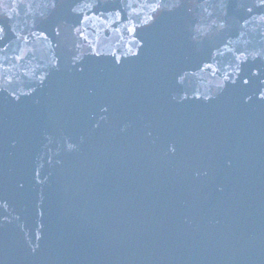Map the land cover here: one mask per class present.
Returning <instances> with one entry per match:
<instances>
[{
  "label": "water",
  "instance_id": "1",
  "mask_svg": "<svg viewBox=\"0 0 264 264\" xmlns=\"http://www.w3.org/2000/svg\"><path fill=\"white\" fill-rule=\"evenodd\" d=\"M78 2L57 0L50 16L37 23L36 34L25 28L20 40L8 20H0L6 30L0 48L9 44L0 53V71L22 76L29 61L43 65L51 49L40 31L58 40V25L80 22L71 11ZM214 2L205 6L215 10ZM223 2L226 27L198 49L187 31L194 21L182 5L138 30L144 46L134 58L117 65L90 55L72 67L61 48L60 67L50 69L32 95L16 101L0 92V198L8 199L28 238L39 244L32 254L20 221L5 222L0 226L4 264H264V100L255 96L264 59L250 55H264V20L259 19L264 6L256 0ZM118 4L110 0L93 11L99 15ZM84 14L92 13L85 9ZM121 23L104 15L95 26L92 21L85 26L98 46L119 50ZM21 47L25 55L17 62ZM212 48L224 54L209 61L208 74L213 68L217 75L231 72L237 54L249 55L237 83L207 103L172 101V93L181 91L176 75L198 67ZM253 68L259 76L252 75ZM192 79L195 84L199 78ZM247 95L252 100L244 103ZM45 133L52 138L49 148H59L51 165ZM65 137L77 150L64 149ZM41 152V178L48 177L43 186L34 179ZM41 196L43 228L37 241ZM0 215L9 213L0 210Z\"/></svg>",
  "mask_w": 264,
  "mask_h": 264
},
{
  "label": "clouds",
  "instance_id": "2",
  "mask_svg": "<svg viewBox=\"0 0 264 264\" xmlns=\"http://www.w3.org/2000/svg\"><path fill=\"white\" fill-rule=\"evenodd\" d=\"M110 0H89L87 3H83L79 0L71 11L74 15L81 17L80 22L76 25L61 24L54 29L55 36L59 39L54 41L50 39L48 35H45L44 31H40V35L44 36L46 40H49L48 47L51 52L48 54V58L43 65H32L29 61V67L23 71L22 76H6L0 71V92L7 93L13 100L18 101L23 96H30L36 91L37 85H42L48 75L49 70L60 67V55L58 50L63 48L66 53V62L70 63L72 67L79 65L86 56H95L97 58L101 56L109 57L114 60L115 64L119 65L123 59L134 58L138 55L140 49L144 46V41L140 39L137 32L141 28H145L155 23L160 15L165 12H173L182 5L186 6L188 15L194 22H191L187 26L190 41L197 46L204 43L205 40H210L215 34H218L226 27L227 20L224 18L227 15L225 4L223 0H215L216 9L212 10L206 7L210 0H119L118 7L112 8L107 12H101L97 15L93 11L98 6L107 5ZM213 2V0H212ZM257 6H264V0H256ZM57 7V0H0V20H8V28L14 34L16 40H20L25 28L32 33L36 34L37 23L39 21L47 19L50 14ZM85 9H88L91 15H81ZM247 11L251 12V8ZM143 13V15H141ZM107 15L110 18L114 17L115 21L121 23L120 27L116 29L120 32L121 28L125 29V33L120 35L117 41L119 50L116 47L109 44H103L98 46L97 40L89 38L88 28L85 26V22L92 21L95 26V21L99 20L102 16ZM212 19L208 23L204 21L208 18ZM259 19L264 20V14H260ZM247 22V21H245ZM213 26H216L215 33L212 32ZM19 29V30H18ZM264 34V33H262ZM6 35L4 24L0 23V40H3ZM23 40H28L27 35H23ZM54 41V43H53ZM9 44H5L0 48V53H4ZM222 47L227 48L226 45ZM231 51V49H227ZM219 49L212 48L208 59L202 61L198 67H188L180 71L176 77L175 82L180 86L181 91L179 93L173 92L171 100L177 104L183 103L186 100L196 99L203 100L205 103L216 98L221 92L225 90L229 83L236 84L241 75L240 65L248 62L249 55L244 52H240L235 56L236 64L233 66L231 72H223L217 75V69L213 68V71L208 74L206 69L212 67L209 62L214 61ZM223 55V52H219ZM25 55V48L21 47L20 54L15 57L17 62L22 60ZM251 59L256 60L259 56L260 59H264V55L260 51L251 53ZM123 58V59H122ZM4 66L0 64V69ZM82 70V69H80ZM253 76H259L260 70L258 68L252 69ZM193 77L199 78L196 83H193ZM212 77V78H210ZM248 81L245 77L242 81ZM244 85H247L243 83ZM259 91L255 93L257 99L264 100V79L259 82ZM252 100V95L244 97V103H249ZM107 106L101 109L102 112H107ZM105 117H101L104 119ZM95 127V125H94ZM126 127V126H125ZM125 129L122 127L121 131ZM151 133H149L150 135ZM45 139L47 143L43 146L48 149V164L53 163V157L59 154V148L53 151L49 148L52 143V138L45 133ZM15 146L16 141H11ZM78 145L71 142L67 137L64 139V149L68 152L77 150ZM168 151L174 153L176 151L175 146L169 144ZM44 153L41 152L34 161L35 173L40 172L44 167ZM56 164H60V160H55ZM37 185L43 186L48 177L45 176L41 181L39 178L34 177ZM19 188H23V182L18 184ZM42 191V188H41ZM43 203V197L41 196L36 202V229L35 235L37 241L42 237L43 224L41 223V212H43L41 205ZM0 210L9 215H0V226L5 222L11 223L13 219L20 221L19 227L24 231L25 239L28 241V247L32 254L37 252L39 244H33L28 238V231L25 228V224L21 221L19 213L13 211L9 204L8 199L0 198ZM0 264H4L3 258H0Z\"/></svg>",
  "mask_w": 264,
  "mask_h": 264
},
{
  "label": "snow or ice",
  "instance_id": "3",
  "mask_svg": "<svg viewBox=\"0 0 264 264\" xmlns=\"http://www.w3.org/2000/svg\"><path fill=\"white\" fill-rule=\"evenodd\" d=\"M243 83H245V84H249V80H248V81H244ZM35 177L39 178L41 181L44 179V178H43V179L41 178V171L35 173ZM43 215H44V213L41 212V216H43Z\"/></svg>",
  "mask_w": 264,
  "mask_h": 264
}]
</instances>
